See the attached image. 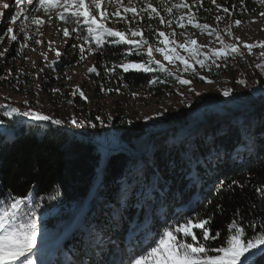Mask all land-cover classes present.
Segmentation results:
<instances>
[{"label": "trees", "instance_id": "1", "mask_svg": "<svg viewBox=\"0 0 264 264\" xmlns=\"http://www.w3.org/2000/svg\"><path fill=\"white\" fill-rule=\"evenodd\" d=\"M220 3L219 10L208 0H202V7L190 5L197 15L207 16L227 7L232 12L229 16L235 19L260 9L255 0H244L243 11L240 0ZM160 11L166 20H173V13L169 16ZM127 15L132 18L131 13ZM108 24L118 30L127 27L123 21ZM131 26L142 28L151 42L157 29H165L158 17L149 20L146 14L142 25ZM29 33L27 41L18 34V40L10 42L5 48L8 51L0 57V87L17 91L25 87L32 93L35 68L26 61V55L36 43ZM25 42L27 46L21 48ZM125 47L106 43L95 52L94 64L104 77L99 83L106 84L110 79L129 87L147 86L150 78L146 74L106 71L121 62ZM77 59L73 52L68 65H74ZM44 82L53 86L55 80L48 77ZM3 112L0 109V197L5 193L13 197L32 193L29 203L40 204L36 209L38 241L57 237L83 214L81 224L64 244L69 261L58 250L51 264H113L116 254H122L119 264H127L133 248L158 237L160 228L174 217L193 218L194 223L198 222L196 216L211 217L210 233L220 236L208 244L216 248L224 246L221 242L229 234L228 225L234 217L239 218L237 210L245 223L258 224L264 216V201L256 192L264 185V104L226 113L210 112L202 125L194 124V117H184L192 122L186 131L169 126L148 136L143 127L123 124L115 134L116 140L127 144L136 157L122 150L103 157L100 141L92 134L80 135L49 123L37 125L19 116H4ZM233 180L239 185L233 184L232 190L226 191ZM220 181L225 182L223 186ZM91 228L96 229V237L84 234ZM259 231L247 228L246 238ZM195 233L202 234V230L195 229ZM47 251L45 247L32 256L36 264ZM255 264H264V254L255 257Z\"/></svg>", "mask_w": 264, "mask_h": 264}, {"label": "rangeland", "instance_id": "2", "mask_svg": "<svg viewBox=\"0 0 264 264\" xmlns=\"http://www.w3.org/2000/svg\"><path fill=\"white\" fill-rule=\"evenodd\" d=\"M208 1L212 3V0ZM255 1L260 7L259 11L247 14L241 19H235L223 11L216 12L211 16H207L206 14L197 15L193 7L191 8V12L195 14L193 23L207 24L211 28L216 29L226 44H236L239 47L240 52L243 54L242 56L233 55L226 62H221V66L219 67L201 68L198 64H194L196 73L198 74H193L191 71L184 72V65L179 60L169 63L161 53L154 51L153 58L160 61L168 71L161 72L158 68L153 72L130 70L146 74L150 78L149 81H157L156 83L148 82L147 86L141 88L125 86L122 83H117L116 80L110 79L105 81L106 84L103 82L99 83V80H102L104 77L100 75L99 70L94 64L95 52L97 50L91 54L86 51L84 59H81L79 45L82 41L77 38L76 34L65 37L62 32V29L65 27L71 30L73 25L66 24L58 19L56 10H53L51 20L48 19L43 10L33 11L31 16H40L46 22L37 26L32 24L31 20H28L27 30L33 34L35 40L39 39L42 41L41 44H36L34 49L30 50L26 55V61L35 68L32 93H28L25 87H22L20 91L0 87V104L11 105L21 111L28 109L39 111L55 119L62 120V124L57 125L58 127L67 128L77 134L82 132L83 134H92L100 141L98 147L103 157H106L115 150L130 153L125 150V145L117 141L115 137L117 130L121 129L123 124H136L148 131H154L169 126L174 122V118L179 115L197 119L201 118L208 111L231 110L238 105L264 102V55H261V53H264V46L259 44V42L264 41V16L260 15L264 13V4L260 0ZM4 2L10 3L11 7L10 9L3 10L4 14L0 16V35L6 33L7 27L12 26L15 34L19 36L18 34L21 33L20 28L24 24L25 18L20 17L18 18L19 23H14L11 21V16L19 11L21 7L27 8L29 6L26 3L17 6L15 0H4ZM184 2L190 5V3H194V0H189V2L188 0H184ZM177 3H181V0ZM123 4L127 6L128 0H123ZM216 4L221 5L220 0H216ZM35 7L39 9L38 4ZM114 11H116L115 4L108 7L109 13ZM120 12L123 14V7L120 8ZM188 13V8H182L179 11L173 10L174 16L172 18L174 24L171 27L165 26V29L162 30L166 34L173 30L176 33L174 38L169 37V40L174 39L175 43H169L167 47L169 49L174 48L176 52L185 56V58H189L188 52L179 48L178 45L187 41V46L191 47L190 41L192 39L197 41V44L201 46V51L204 53H208L210 48L222 47L215 34L208 35L207 31L202 32L200 29L188 24ZM181 15L185 16L184 21H182L185 25L183 28L178 27L175 23V18ZM217 15L223 16L224 19L218 22L215 19ZM97 18L98 20L100 19L98 15ZM236 20H240L241 23L236 25ZM117 21V17L110 16L109 19L105 20V23L110 26L108 22ZM32 26L34 29H32ZM229 26L231 28V35L226 31V28ZM181 33H184V35H181ZM237 37L239 40L236 39ZM156 38L157 33L152 42L156 46L164 47V45L159 44ZM110 39L105 44L107 43L111 46L119 45L111 43ZM9 43L8 38L0 40V48L2 47L0 52H3ZM244 43L256 45L252 48L251 54L243 47ZM74 45L76 47H73ZM85 48H88L87 44H85ZM57 50L62 53V56L59 58L56 56ZM73 52L77 53L78 59L74 65L70 66L68 65V57L72 56ZM126 52L127 46L121 53L123 59L120 63L140 62L141 59L143 61L149 59L147 55L137 57L135 55H125ZM133 56L137 57V59H134ZM189 62L194 63L191 60ZM224 63H226V66H224ZM257 64H261L262 67L257 68ZM92 66L96 67V72L90 73L87 69ZM153 66L155 67V65ZM116 69L124 72L118 67ZM169 72L171 75H169ZM106 75L108 77L111 76L110 74ZM48 77H52L55 80L53 86L51 83L48 85V82H44ZM177 77L189 80L190 84L181 85ZM201 77H205V79H201ZM241 79L245 81L244 84L238 82ZM45 84H47L46 90H44ZM53 89H58L59 91H53ZM109 89H112V91L109 92ZM116 89H119V91L117 92ZM225 89L232 90L228 96L223 95ZM80 91H83L84 97L79 95ZM133 93L136 95H133ZM97 116L100 117V120L96 119ZM21 118L23 121L33 122L27 120V118ZM73 118L78 121L75 125L70 123ZM131 155L134 154L131 153ZM134 156L136 157L137 155ZM82 217L79 216L75 227L81 224ZM175 221L183 223L184 219L180 220L174 217L160 228L159 233L168 224L174 225ZM72 232H64L59 237L57 246L53 252H51L50 247L52 239L38 241L31 257L40 252L41 249L47 247L48 251L39 264H51V258L53 259L58 250H62L63 258L69 261L68 250L64 248V244ZM85 232L88 233L84 234L92 237L98 235L94 228ZM84 234L81 236V241L85 237ZM155 239L158 240L159 236ZM87 241L89 242V239ZM113 257V264H119L122 254H116ZM32 259L38 263L36 259Z\"/></svg>", "mask_w": 264, "mask_h": 264}, {"label": "snow or ice", "instance_id": "3", "mask_svg": "<svg viewBox=\"0 0 264 264\" xmlns=\"http://www.w3.org/2000/svg\"><path fill=\"white\" fill-rule=\"evenodd\" d=\"M240 2L242 6L241 10H246L243 8L244 0H240ZM260 2L264 4V0H260ZM25 3L29 7H21L19 11L11 16V21L14 23H19L18 18L20 17L25 18V22L20 28L21 35L25 41L30 38V33L27 30L28 20H31V23L37 26L46 22L40 16H31V13L36 10H43L48 19L51 20V14L53 10H56L58 19L66 24L73 25L71 30L68 27L63 28V35L70 37L76 34L77 38L82 41L79 45L81 59H84L86 51L89 54L95 52L109 38H111L110 42L113 44L127 46L125 55H135L137 57L147 55L149 58L147 61L141 59L140 62H122L119 65L106 69V71L110 72H114L116 67L122 69L124 72H129L130 70L153 72L157 68L161 72L168 71L160 61L153 58L154 51L161 53L169 63L179 60L184 65L183 71H191L193 74H198L196 73L194 64H198L201 68L219 67L221 66V62H226L229 57L243 55L236 44H226L223 37L220 36L216 29L211 28L210 25L193 23L195 14L191 12L192 6L185 3L184 0H181V3H170V0H128L127 6L123 4V0H15L17 6ZM212 3L218 10L222 8L221 5L216 4V0H212ZM37 4L39 5V9L35 7ZM113 4L116 5V11L109 13L108 7ZM194 4H198L199 7L203 6L202 0H194ZM10 7V3L0 0V16L4 14L3 10L10 9ZM121 7H123V14L120 12ZM182 8L189 9V13L187 14L188 24L200 29L202 32L207 31L208 35L215 34L222 47L210 48L208 53H204L201 51V46L197 44V41L192 39L190 41L191 47L187 46V41L178 45L179 48L188 52L189 58H185V56L176 52L174 48L169 49L167 47L169 43H175L174 39L169 40V37H175L176 33L174 30L167 34L164 31L156 30L157 41L159 44L164 45V47H159L144 35L142 28H133L131 26L132 24L142 25L144 15L146 14L149 20L158 17L161 25L170 27L173 20H166L165 16L161 15L160 9L171 15L174 9L179 11ZM222 10L225 14H232L227 7H223ZM129 13L132 14L131 19L128 18L127 14ZM97 15L100 17L99 20ZM260 15L264 16V13ZM110 16L117 17L118 21H123L127 27L124 30H118L115 27L108 26L105 20L109 19ZM184 19V15L175 18V23L178 27L183 28L185 26L182 23ZM215 19L219 22L224 17L217 15ZM240 23V20L235 21L236 25ZM148 27L151 29V25ZM226 31L231 35L230 26L226 28ZM181 35H184V33H181ZM5 38H8L9 42L18 40V36L15 34L12 26L7 27L6 33L0 35V40ZM236 39L239 40L238 37ZM35 43L41 44L42 41L36 39ZM85 44L88 45L87 49L85 48ZM259 44L264 46V41L259 42ZM26 46V42L20 45L21 48ZM255 46L248 43H244L243 45L249 54H251L252 48ZM73 47L76 46L74 45ZM7 51L8 49H4L3 52H0V57L4 56ZM261 55H264V53H261ZM56 56L59 58L62 56V53L57 50ZM190 60L194 63H190ZM224 66H226V63H224ZM256 67L261 68L262 65L257 64ZM87 71L90 73L96 72V67H89ZM169 75H171L170 72ZM201 79H205V77H201ZM177 80L181 85L190 84L189 80L182 77H177ZM156 82L149 81V83ZM238 82L241 84L245 83L243 79ZM53 91L59 90L53 89ZM108 91L110 92L112 89ZM116 91L118 92L119 89H116ZM231 91V89H225L223 95L228 96ZM79 95L81 97L85 96L83 91H80ZM133 95L136 94L133 93ZM0 109L4 110V116L27 118V120L36 122L37 125L45 122L51 125L62 124V120L32 109L21 111L8 104H0ZM96 119L100 120V117L97 116ZM70 123L75 125L78 121L73 118ZM224 183V181H220L221 186ZM233 184L239 185V181L233 180L231 184H228L226 191H231ZM240 187H243V185H240ZM256 192L260 194L261 200L264 201V185L256 188ZM31 198V192L23 197H13L10 193H5L0 197V264H18V262L19 264H36L31 254L38 244L37 236L40 229L38 227L36 209L40 208V204H30ZM217 208L222 210L219 204ZM236 216L239 218H233L232 222L228 225L229 234L221 242L224 246L213 248L208 244V241H217L220 236V233H216L215 235L210 233L209 225L211 217L204 219L196 216L195 220L198 222L195 223L193 218H184L183 223L175 221V226L168 224L159 233L158 240L149 238L147 244H144L142 247L133 248L127 258V264H255V257L258 254H264V216L260 217L258 224L254 221L245 223L244 217L239 216V210H237ZM247 228L253 230L259 228L260 231L259 233L254 232L251 238H246ZM194 229H201L202 234L195 233ZM198 236H200V239H198Z\"/></svg>", "mask_w": 264, "mask_h": 264}, {"label": "water", "instance_id": "4", "mask_svg": "<svg viewBox=\"0 0 264 264\" xmlns=\"http://www.w3.org/2000/svg\"><path fill=\"white\" fill-rule=\"evenodd\" d=\"M260 104H264V102H256V103H253V104H250V105H238L237 107H235L234 109H231V110L225 109V110H220V111H208L201 118H197V119H195L192 122H194V124L196 122V123H198V125H202L206 121V115L209 114L210 112H213L214 114L226 113V112H231L232 110H238V109H245V108L255 107V106L260 105ZM184 117H186V116L179 115V116L175 117L174 118V122L172 124H170L169 126L176 127V128H179L180 130H185L186 131L188 129V127L191 125L192 122L186 121ZM169 126H166L165 128L154 130V131H152V130L148 131L146 129L145 130L148 132L147 135L149 136L151 133H155V132H158V131H165ZM120 142H122V141H120ZM122 143L125 145V150L130 152V150L128 149L127 144H125L124 142H122ZM82 215L83 214H81L80 216H82ZM76 221H74L69 227H67L60 235H58L57 237L52 239V242L50 243V245H51L50 247H51L52 251L56 248L57 243H58V239L64 232L70 233L76 228L75 227Z\"/></svg>", "mask_w": 264, "mask_h": 264}]
</instances>
